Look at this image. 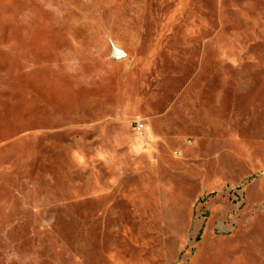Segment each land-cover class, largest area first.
Returning <instances> with one entry per match:
<instances>
[{
	"label": "rangeland",
	"instance_id": "obj_1",
	"mask_svg": "<svg viewBox=\"0 0 264 264\" xmlns=\"http://www.w3.org/2000/svg\"><path fill=\"white\" fill-rule=\"evenodd\" d=\"M0 264H264V0H0Z\"/></svg>",
	"mask_w": 264,
	"mask_h": 264
},
{
	"label": "built area",
	"instance_id": "obj_2",
	"mask_svg": "<svg viewBox=\"0 0 264 264\" xmlns=\"http://www.w3.org/2000/svg\"><path fill=\"white\" fill-rule=\"evenodd\" d=\"M133 127L135 131H141L143 129V124L139 122H135Z\"/></svg>",
	"mask_w": 264,
	"mask_h": 264
},
{
	"label": "water",
	"instance_id": "obj_3",
	"mask_svg": "<svg viewBox=\"0 0 264 264\" xmlns=\"http://www.w3.org/2000/svg\"><path fill=\"white\" fill-rule=\"evenodd\" d=\"M114 55H115L116 59H120L124 56V54L122 52H119V51H115Z\"/></svg>",
	"mask_w": 264,
	"mask_h": 264
}]
</instances>
